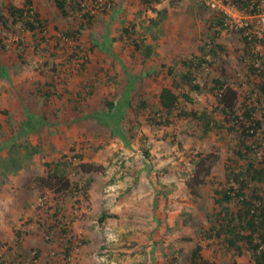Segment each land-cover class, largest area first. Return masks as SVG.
Here are the masks:
<instances>
[{
	"label": "rangeland",
	"instance_id": "obj_1",
	"mask_svg": "<svg viewBox=\"0 0 264 264\" xmlns=\"http://www.w3.org/2000/svg\"><path fill=\"white\" fill-rule=\"evenodd\" d=\"M30 1L44 23L34 34L8 16L7 5L20 8L25 0H0L8 18L0 25V259L6 252L10 264H191L189 253L200 244L218 264H253L246 254L212 253L201 238L206 215L220 209L213 187L224 184L226 167L243 164L234 153L238 134L204 135L180 117L149 122L162 89L188 90L179 80L181 61L199 56L217 11L229 2L239 10L233 0H102V10H95L98 0H74L95 10L89 19L62 14L55 0ZM256 4L255 12L239 10L249 27L215 35L222 50L196 74L202 92L189 94L186 110H205L226 126L208 90L220 71L239 103L252 96L242 36L260 32L254 53L264 57V0ZM49 84L56 95L46 100ZM90 84L93 94L82 101L76 94ZM141 101L147 107L138 108ZM251 102L263 122L261 139L264 99L255 94ZM257 151L260 158L264 149ZM63 155L71 183L93 178L88 200L78 193L63 202L37 181ZM101 212L119 218L99 222ZM63 217L72 220L69 232L57 224Z\"/></svg>",
	"mask_w": 264,
	"mask_h": 264
},
{
	"label": "trees",
	"instance_id": "obj_2",
	"mask_svg": "<svg viewBox=\"0 0 264 264\" xmlns=\"http://www.w3.org/2000/svg\"><path fill=\"white\" fill-rule=\"evenodd\" d=\"M257 1L233 0V3L240 11L250 9V12H255L257 10L255 2ZM153 2L158 3L160 0H153ZM253 2L254 4H252ZM31 4L30 0H25V6L20 8L7 5V12L10 18L19 21L25 31L34 34L43 28L44 23ZM55 5L62 14L70 10L75 13L79 12L80 16L87 19L92 17L89 12L84 10L87 5H84L83 8L81 3H75L74 0H55ZM162 12L165 11H159V13ZM7 22L8 18L0 14V25L6 28ZM208 22L210 29H213L214 32L210 39L199 48V56L181 61L183 70L179 73V80L183 86L188 87V90L162 89L159 94L157 114H154L149 122L153 126H163L168 124L172 117H180L197 122L204 135L218 136V134L223 133V130L238 134L240 149L234 153L243 161V164L237 170L226 167L224 184L222 187H213L214 194L218 196L215 199V204L220 206V209L215 208L212 213L206 215L207 226L202 229L201 238L207 245L212 246V253L225 252L233 257L246 254L253 264H264V192L261 191V185H264V154L260 155V158L257 157V150L264 149V137L259 139L263 122L254 117L259 109L251 102V97L255 94H257L258 99H264V57L254 53L255 46L258 43L263 44V41L256 35L242 36L244 42L243 58L246 66L245 76L248 80L255 79L256 82L255 84L250 82L247 84L249 88L251 87L250 94L252 96L248 97L250 99H244L243 102L239 103L238 92L228 85L223 71H220L216 79L211 80L208 90L216 97L217 103L214 109L226 123L225 126L221 121L211 117L205 110L197 112L192 109H185V105L192 104V98L189 94L202 92V87L196 81V74L208 66H212L210 58L217 55V49L222 50V47L216 44L215 35L227 30V18L217 11ZM133 30H135L134 25ZM129 31L124 29V34L129 36L131 34ZM18 45L21 46L20 43ZM134 46L137 47L136 44ZM169 74H173L171 69H169ZM48 86L50 87L49 92L43 97L46 100L56 95L54 85L49 84ZM94 88V84L82 86L76 95L82 101H86L92 96ZM108 107L109 109L113 108L112 102H108ZM137 107L145 108L147 105L141 101ZM62 157L64 160L46 164L45 175L39 177L37 181L43 187L54 191L57 198L63 202H66L69 195L74 197L78 193L82 194L84 200H88V190L93 178L88 176L83 185H79L80 182L78 181L71 183L67 178L68 173L65 172V169L70 167V162L65 161L64 155ZM82 158L83 156L77 155L78 160L82 161ZM72 171L75 175L80 174L79 167H73ZM113 218L117 219L119 215L101 212L98 221L103 222ZM59 223L62 224V229L65 232H69L72 220L63 217V219L58 220L57 224L59 225ZM17 235L21 239V233H17ZM82 243L83 241H80V244ZM19 249L22 250L20 247ZM65 251V257L68 258L69 250L66 249ZM9 259H11L9 254L3 253L0 264H10ZM189 260L191 264H218L215 258L205 257L202 254L200 244L191 249ZM170 262H174V259L171 258Z\"/></svg>",
	"mask_w": 264,
	"mask_h": 264
},
{
	"label": "built area",
	"instance_id": "obj_3",
	"mask_svg": "<svg viewBox=\"0 0 264 264\" xmlns=\"http://www.w3.org/2000/svg\"><path fill=\"white\" fill-rule=\"evenodd\" d=\"M257 3V2H255ZM254 4V2L252 3ZM84 8V4L81 5ZM104 2L102 0H98V3L95 6V10L99 9L102 10L103 8H105ZM109 7V5H108ZM257 4H256V8H257ZM86 12H89L90 15H93L95 13L94 9H84ZM223 14L225 15V17L227 18V26L230 29H244L249 27V24L247 22H244L243 20H241V14L239 12L238 9H236L235 5H233L232 3H228L226 6V11L223 12ZM261 30L264 31V17L261 19ZM256 35L260 36V32H256ZM248 35V34H246Z\"/></svg>",
	"mask_w": 264,
	"mask_h": 264
}]
</instances>
